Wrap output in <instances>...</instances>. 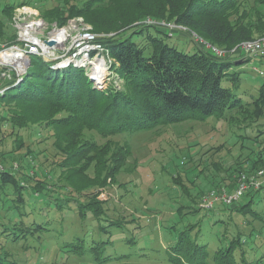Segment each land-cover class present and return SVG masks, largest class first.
<instances>
[{"label":"trees","instance_id":"16d2710c","mask_svg":"<svg viewBox=\"0 0 264 264\" xmlns=\"http://www.w3.org/2000/svg\"><path fill=\"white\" fill-rule=\"evenodd\" d=\"M56 1L4 2L0 43L16 41V28L10 20L20 5L36 6L47 20L60 25L82 16L95 33L102 34L100 40L114 58L111 68L123 83L119 88L109 81L104 87L83 67L56 68L37 55L40 64L33 67L31 58V66L20 81H0V88L7 86L0 93V164L6 167L0 172L1 207L6 211L0 221V264H18L10 259L15 255L6 250L5 243L29 246V240L45 234L57 238L59 248L67 255H91L97 264L130 256L114 247L122 239L126 244L136 242L133 237L117 236L126 232L128 221L136 219L111 216L107 201L100 200L97 192L118 182V173L132 154L128 143L113 142L111 137L217 119L227 122L234 133L238 130L237 140L244 145L251 135L241 130H248L264 118V80L255 94H245L240 88L245 71L242 65L247 60L229 52L242 41L256 38L258 32L264 35V0ZM161 21L178 27L170 28ZM175 36L189 38L172 42ZM195 37L227 50V55L215 54ZM235 65L240 68L235 69ZM97 133L107 139L104 144L97 140ZM29 137L35 144L52 140L55 153L51 169L39 163L37 157L42 151L26 144ZM259 137L251 139L260 143ZM259 146L214 186L200 188L194 178L180 170L171 174L183 192L184 200L177 207L180 217L198 213L201 197L209 189L224 183L232 188L238 171L264 166V147ZM13 163L18 167L14 168ZM213 164L220 172L223 166ZM204 168L191 170L204 174ZM91 169L94 172L90 174ZM181 176L187 182H182ZM260 190L246 194L233 210L264 220V209L253 207L258 205ZM69 212L77 214L82 222L96 220L97 235L83 230L69 236L65 228ZM169 228L175 230L165 248L171 264H210V259L215 264L247 262L244 250L240 257L236 254L239 246L248 243L240 231L231 235L227 245L211 253V241L204 236L200 221ZM263 228L264 224L254 226L251 234L256 231L255 236L260 237Z\"/></svg>","mask_w":264,"mask_h":264},{"label":"rangeland","instance_id":"374dc122","mask_svg":"<svg viewBox=\"0 0 264 264\" xmlns=\"http://www.w3.org/2000/svg\"><path fill=\"white\" fill-rule=\"evenodd\" d=\"M7 1L16 2L18 0H1L0 15L3 4ZM51 1V4L57 2L56 0ZM33 7L38 9L36 6ZM39 13L41 14L40 10ZM12 16H15V12ZM13 17L10 20L12 25H14ZM42 18L50 28L65 27L68 29V25L71 23L69 21L71 19L76 20L69 18L65 24L60 25L56 21L47 20L44 16ZM85 23L90 24L87 20ZM15 25L16 34H18L19 27L17 28V23ZM180 28L186 30L185 27ZM44 30L48 32V28ZM177 33L178 31H175V34ZM259 33L261 32H258L256 38L261 37ZM188 38V36H175L171 41L180 42L182 39L187 41ZM199 38L195 37L198 40ZM31 58L34 62L33 67H38L41 58L36 57V55ZM241 58L243 59L244 56L238 57V59ZM255 64L260 63L249 60L242 65L245 71L243 72L240 90L251 96L256 93V87L264 80V76L254 70ZM100 65L105 68L102 73L107 74V79L104 78L105 83L102 85L105 87L109 81H113L120 88L123 79L119 74L115 73L112 68H108V62H102ZM239 66L235 65L234 68L237 69ZM100 79L102 82L103 77ZM232 129L227 122L213 119L210 122L187 121L161 129L141 130L111 137L113 142L128 143L132 154L128 156L127 165L118 173V182L111 186L99 188L97 190L98 197L100 200L107 201L105 206L109 207L108 213L111 216L122 217L127 221L136 219L134 222H127L128 227L125 233L117 234V236L133 237L136 242L126 244L122 241L126 239L118 240L114 250L118 248L120 252L128 253L130 256L108 264H171L166 259L165 248L172 239L175 230L169 227L174 224L181 227L197 221H200L204 236L211 241V253L218 246L227 245L231 235L240 231L244 237H247L248 243L238 247L237 256L240 257L242 250H244L247 261L244 262L245 264H264V228L260 237L255 236L256 231L251 234V228L262 226L264 220L253 218L251 214L245 216L243 213L233 210L234 205H238L241 203L240 201L233 205L218 202L212 210L201 208L198 213L188 214L182 218L177 212V207L184 198L180 186L172 181L171 174L180 170L183 175L186 176L188 173L189 178H194L200 188H202L201 186L210 187L213 183L212 186H214L216 183H220L221 179L232 171V168L242 165L251 150H259V144L264 147V134L260 130H264V118L248 130H241L252 137L259 135L260 143L252 140L251 136H247L244 145H242L237 140L238 130L237 133H234ZM96 138L101 145L107 141L98 133ZM51 142L52 140L48 139L35 144L33 138L26 139V144L30 145L34 151H42L37 160L39 163H44L47 170L54 166L53 154L55 150ZM223 143V148L217 149ZM213 162L223 166L220 172ZM199 166L205 167L204 174L201 171L199 173L198 170V173L192 171L193 167L200 168ZM229 167L230 171L226 173ZM37 171L41 173L38 168ZM92 172L94 171L91 169L90 174ZM56 175L58 177V173ZM56 177L52 181H55ZM79 181L83 182L84 179L80 178ZM181 181L187 182L185 177H182ZM25 184L30 183L25 182ZM257 202L258 205L255 203L253 207L260 210L264 209V189L257 192ZM1 205L3 204L0 192V221L6 215V211L2 209ZM9 215L8 211L7 216ZM219 218L224 219V221L218 220ZM245 218L249 219L250 223ZM65 228L69 236L83 230H88L93 235H97L98 230L96 220L82 222L78 215L72 212H69L65 218ZM28 245L5 243L4 247L8 252L15 255L11 256L10 259H16L18 264H97L92 260L91 255L82 257L67 255L59 248L57 238H51L46 234L40 239L29 240ZM210 264H215L212 259H210Z\"/></svg>","mask_w":264,"mask_h":264},{"label":"built area","instance_id":"2783aa9c","mask_svg":"<svg viewBox=\"0 0 264 264\" xmlns=\"http://www.w3.org/2000/svg\"><path fill=\"white\" fill-rule=\"evenodd\" d=\"M20 6L15 8L13 17L14 27L16 28L15 23H17V28L19 27L17 41L11 44L0 43L1 83L7 80L13 81L22 74H26L33 55L56 61L55 64L52 63V66L56 68L69 65L83 67L96 83L101 85L105 83L104 78L107 79V74L102 73L105 68L100 64L108 62V68H111L114 58L110 49L101 42L102 34L95 33L91 24L85 23V19L79 16L74 17L76 20L69 21L71 23H69L68 29L65 27L50 28L38 9L30 5ZM148 21L157 22L152 19H148ZM31 22H34V25L30 28ZM160 23L170 28L178 27L176 24L165 21ZM46 28H48V32L44 30ZM46 41H54V44H47ZM199 41L219 56H225L228 53L227 50L217 47L203 38H199ZM229 52L239 53L247 61H258L260 64H255L254 70L264 76V68H262L264 66V36L242 41ZM102 77L103 81L101 82L100 78ZM6 87H1L0 93ZM13 167L17 168L18 164L13 163ZM5 169L6 167L0 164V172ZM234 178L235 185L232 188L224 183L218 188L206 191L201 197L200 206L212 210L218 202L233 204L242 201L249 192L262 189L264 187V166L253 170L238 171Z\"/></svg>","mask_w":264,"mask_h":264},{"label":"water","instance_id":"95a60500","mask_svg":"<svg viewBox=\"0 0 264 264\" xmlns=\"http://www.w3.org/2000/svg\"><path fill=\"white\" fill-rule=\"evenodd\" d=\"M46 43L52 45V44H54V41H46ZM40 57H42V58H43L45 61H47V62H50V63H53V64L56 63V61L51 60V59H48L47 57H43V56H40ZM30 66H31V62H29V67H30ZM24 75H25V74H22L21 76L17 77V78L14 80V82L16 83V82L20 81ZM6 88H7V87H6ZM6 88H5V89H6Z\"/></svg>","mask_w":264,"mask_h":264},{"label":"bare ground","instance_id":"6f19581e","mask_svg":"<svg viewBox=\"0 0 264 264\" xmlns=\"http://www.w3.org/2000/svg\"><path fill=\"white\" fill-rule=\"evenodd\" d=\"M33 25H34V22H31V23L29 24L30 28H31Z\"/></svg>","mask_w":264,"mask_h":264}]
</instances>
